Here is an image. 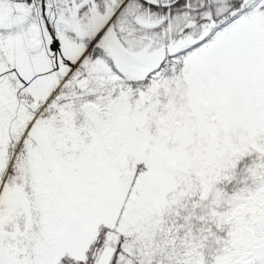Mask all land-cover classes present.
<instances>
[{
    "label": "snow or ice",
    "instance_id": "6c2138e0",
    "mask_svg": "<svg viewBox=\"0 0 264 264\" xmlns=\"http://www.w3.org/2000/svg\"><path fill=\"white\" fill-rule=\"evenodd\" d=\"M0 264H264V0H0Z\"/></svg>",
    "mask_w": 264,
    "mask_h": 264
}]
</instances>
